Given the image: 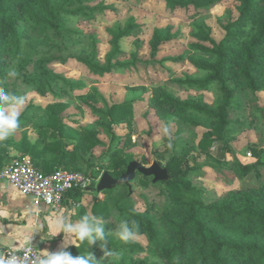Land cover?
<instances>
[{"label":"trees","instance_id":"16d2710c","mask_svg":"<svg viewBox=\"0 0 264 264\" xmlns=\"http://www.w3.org/2000/svg\"><path fill=\"white\" fill-rule=\"evenodd\" d=\"M163 1L174 9L210 8L223 0ZM237 1L238 15L227 21L222 39L212 36V28L204 20L195 21L191 27L195 41L189 51L172 58L188 59L196 69L174 79L188 93L185 98L161 83L151 89H135L150 92L147 104L168 129L169 134L163 136L167 149L159 154L161 158L167 157L169 143L175 145L182 140V129L203 128V136L195 146L199 155H206L213 164L232 170L240 178L254 171L261 179L259 150L253 148L257 160L248 164L235 156L231 141L239 129L249 124L232 120L229 111L242 107L243 90L255 121L264 123V104L257 96L264 92V0ZM107 9L114 6L97 0H0V87L20 96L8 76L15 70L16 78L27 90L42 97L54 95V101L47 105L29 102L22 110L20 126L0 141V171L14 158L28 156L44 173L66 169L91 178L87 188L69 191L64 202H80L87 190L101 194L95 196L90 214L81 205L77 217H102L108 242L106 248H101L99 242L89 248L86 241L75 239L76 246L69 245L67 249L73 256L88 250L101 260L100 264H264V180L207 201L205 191L193 183L199 170L191 165L189 152L174 148L165 162L169 177L155 182L166 192L162 206L150 202L142 192L153 176L139 172L143 176L136 175L131 188L120 184L97 190V178L105 171L120 177L135 160L130 152L135 146V104L144 99L140 95L110 105L100 91L98 82L102 76L134 67L139 61L137 50L129 59L122 47V40L139 28L134 17L108 28L110 50L105 56L97 34L75 27ZM176 35L171 25L155 28L149 41L151 57L155 58L161 46ZM69 61L87 69L88 82L68 80L51 67ZM77 91L95 117L92 125H83L78 114L67 113L71 103L62 96L74 97ZM210 91L215 93L212 101L206 99ZM123 123L129 129L125 136L116 130ZM172 124L178 126L176 134L171 132ZM29 129L36 135L34 140ZM102 134L108 137V144ZM102 146H107L106 151L94 162L89 160L94 149ZM213 146H217L216 154ZM228 153L233 154L232 159L227 158ZM121 220H135L139 225L136 237H145L146 245L136 237L127 243L120 240L115 228ZM111 250L118 255L106 257L105 251Z\"/></svg>","mask_w":264,"mask_h":264},{"label":"rangeland","instance_id":"374dc122","mask_svg":"<svg viewBox=\"0 0 264 264\" xmlns=\"http://www.w3.org/2000/svg\"><path fill=\"white\" fill-rule=\"evenodd\" d=\"M97 2L112 5L114 9H107L103 13L98 14L93 20L80 21L75 27L88 34H97L100 39L99 45L103 56L110 50L111 37L108 28L116 24H124L130 17H134L139 24V28L132 36L122 40V47L127 53V58L130 59V54L137 50L139 61L134 67L105 74L98 82L100 91L105 95L110 105L140 95L145 99L139 100L135 104L133 124L135 146L130 150L134 154L135 160L146 166H151L154 162H158L162 167H165V162L171 157L174 148L181 153L188 151L191 165L196 166L199 170L194 177L193 183L205 191L204 198L207 201H213L233 189L256 186L261 180H264V123L255 121L243 90L240 91L242 107L231 109L229 112L232 120L244 121L249 126L239 129L231 144L235 156L245 164L257 160L253 148L261 152V164L258 166L261 179L257 178V174L254 171L250 172L246 177L240 178L232 170H226L213 164L206 155H199L195 150V146L203 136L205 131L203 128L182 129L180 133L182 140L175 145L171 143L172 146L169 148L167 157L165 159L161 158L159 154L167 149L163 139V136L166 135L164 123L155 110L151 109L147 104L146 100L150 92L141 88L135 89L137 87L151 89L153 85L161 83L168 90L185 98L188 93L174 83V79L184 77L186 73H194L196 69L188 59L185 61H173L172 58L189 51V45L195 41L191 33V27L195 21L204 20L212 28V36L216 40L222 39L226 33L225 24L229 19L238 15V1L223 0L210 8L176 7L174 9L168 8L163 0H97ZM168 25L173 26V32H177V35L169 42L164 43L158 55L152 58L149 41L153 31L157 27ZM137 43L140 44L138 48ZM51 67L68 80L83 79L87 82L89 81L87 69L75 61H69L66 64L54 63ZM10 82L11 87L15 88L20 96L26 98L22 110L29 102L47 105L54 101V95L49 94L46 97H42L34 91L27 90L22 80L17 79L16 76L10 77ZM79 94L80 92L78 91L74 97L63 94L62 98L71 103L67 113L78 114L77 118L81 120L83 125H92L95 117L91 110L81 102ZM257 96L264 104V92L258 93ZM214 97L215 93L213 91L206 93L208 101H212ZM116 130L123 136L129 131L126 123L118 125ZM177 131L178 126L172 124L171 132L176 134ZM29 133L32 140H34L36 138L35 133L31 129H29ZM101 137L106 144L109 143V139L105 134H102ZM216 147H212L215 154L217 151ZM106 149L107 146L95 148L92 155L88 156L89 160L94 162ZM12 152L16 154L15 151ZM227 158L232 159L233 154L228 153ZM102 175L97 178L98 183ZM137 176L142 177L143 175L137 173ZM149 178L151 180L150 184L147 187H142V192L150 202L162 206L165 203L166 192L161 184L152 182L153 177ZM137 189L141 190V187H137ZM97 195L99 197L102 196L97 194L96 190H87L82 200L77 202V205H74V208H71L68 213H72V216L79 221V217H77L79 207L84 205L90 214L91 206ZM136 238L146 245L145 237Z\"/></svg>","mask_w":264,"mask_h":264},{"label":"clouds","instance_id":"9594fccd","mask_svg":"<svg viewBox=\"0 0 264 264\" xmlns=\"http://www.w3.org/2000/svg\"><path fill=\"white\" fill-rule=\"evenodd\" d=\"M15 70L9 71L8 76L15 77ZM25 97L10 93L4 87H0V141L10 137L20 126L21 110L25 104ZM167 135L168 129H164ZM171 148V143H169ZM3 215V213H0ZM42 226L33 223L23 240L24 246H19V241L14 240L10 246L3 249V257L0 258V264H100L92 252L73 256L68 251L69 245H75L71 239L66 240L55 252L48 251L43 255H36L32 251V240L34 234ZM48 228L51 237L64 233L66 237H74L80 243L85 241L91 248L99 242L101 248H106L108 238L105 231V221L102 217L95 215H83L78 222H70L69 218L63 215L51 218L48 221ZM139 225L135 220H121L115 228L116 236L124 241L129 242L135 239ZM18 242V243H17ZM76 246V245H75ZM7 253V255H5ZM22 253V254H21ZM118 253L105 251L106 257L117 256Z\"/></svg>","mask_w":264,"mask_h":264},{"label":"crops","instance_id":"0c3cea01","mask_svg":"<svg viewBox=\"0 0 264 264\" xmlns=\"http://www.w3.org/2000/svg\"><path fill=\"white\" fill-rule=\"evenodd\" d=\"M74 202H64L60 211H52L49 207L42 209L37 214V205L31 196L21 194L9 181L0 178V258L5 246H10L14 240L19 241V246L23 244L27 230L33 223H38L42 227L34 234L33 243L43 253L47 250L55 252L68 239L73 243L74 237H66L60 233L55 237L50 236L48 221L51 218L63 215L69 218L70 222H78L72 213H68L74 208ZM18 243V242H17Z\"/></svg>","mask_w":264,"mask_h":264},{"label":"built area","instance_id":"2783aa9c","mask_svg":"<svg viewBox=\"0 0 264 264\" xmlns=\"http://www.w3.org/2000/svg\"><path fill=\"white\" fill-rule=\"evenodd\" d=\"M0 178L9 181L21 194L31 196L37 205V214L41 213L45 207H49L55 212L60 211L64 204L65 195L69 191L87 188L91 181V178L83 172H73L66 169H58L48 174L44 173L33 164L28 156L13 159L9 165L0 171ZM73 205L76 206L77 202H74ZM31 244L32 251L36 255L44 254L35 246L33 241Z\"/></svg>","mask_w":264,"mask_h":264},{"label":"water","instance_id":"95a60500","mask_svg":"<svg viewBox=\"0 0 264 264\" xmlns=\"http://www.w3.org/2000/svg\"><path fill=\"white\" fill-rule=\"evenodd\" d=\"M138 172L146 176H153L154 182L165 180L169 177L167 169L158 162H154L151 166H146L137 160H133L129 163L126 172L120 177H114L109 171H105L99 180L97 190L111 189L120 184H127L131 188V183Z\"/></svg>","mask_w":264,"mask_h":264}]
</instances>
